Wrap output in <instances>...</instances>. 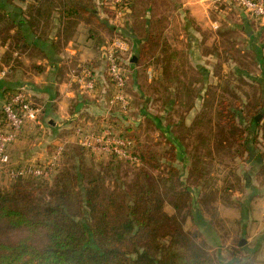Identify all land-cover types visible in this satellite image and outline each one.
I'll return each mask as SVG.
<instances>
[{"label":"rangeland","instance_id":"1","mask_svg":"<svg viewBox=\"0 0 264 264\" xmlns=\"http://www.w3.org/2000/svg\"><path fill=\"white\" fill-rule=\"evenodd\" d=\"M112 1L96 2L98 12L106 14L111 24L107 25L108 30H102L103 36L97 42L107 44L116 37H122L130 44V37L144 38L147 35L152 41L148 51L142 55L138 51L133 54L137 56L134 65L130 62L131 51L124 57V65L130 68L129 87L133 92L134 113L130 116L135 115L136 124L123 125L121 134L135 141L140 154L154 156L153 164H159L161 168L155 171L154 165L144 167L142 161L136 165L87 150L85 167L105 174L112 169L109 177L111 184L117 180L118 184H131L144 169L155 177L159 172L167 171V165L174 166L181 173V181L190 186L192 193L183 201V209L176 210L174 203L180 199L176 192H181L182 188L176 192H165L164 212L184 222L186 231L199 233L196 243L206 248L213 264H231L230 256L240 245L242 237L237 226L227 225L224 221L223 207L229 202L231 204L232 200L235 204L237 200V197L235 201L233 199L236 193L230 194L229 190L240 189L237 173L241 155L236 144L230 148L226 145L224 139L229 137V131L225 127V118L239 109H243L246 116L249 109L264 100V69L258 65L251 47L264 46V33L255 31L258 44L249 42L237 18L211 12L208 17H181L179 4L171 0H127L133 2L135 18L130 20V14L118 18L115 11L105 9V6L112 7ZM33 2L15 0V4L25 10ZM0 5L4 8L2 16L16 12V9L8 7L6 0H0ZM236 10L231 13L235 14ZM13 27L8 16L0 19V40H10L11 46L15 43L12 40L15 35ZM163 31L165 39H162ZM191 36L197 38L196 49L191 46ZM160 52L165 53L162 58L165 63L159 61ZM113 88L111 84V94ZM144 114L158 118L162 122V130H158ZM121 117V123L128 119ZM165 130H168L167 134ZM174 138L183 142L184 150L179 151ZM37 142L44 144L42 140ZM44 146L52 154L53 145ZM79 146L77 140L67 143L49 179H32L54 189L57 178L66 172L73 173V168L78 166L79 157L76 156ZM170 154H174L171 156L173 160L169 159ZM47 159L42 162H48ZM35 163L40 164V160ZM13 183L6 174L0 173V190L8 189ZM44 198L49 199V195ZM199 215L201 218L198 219ZM24 235L20 232L12 237L17 239ZM239 263H242L240 256L233 261V264Z\"/></svg>","mask_w":264,"mask_h":264},{"label":"trees","instance_id":"2","mask_svg":"<svg viewBox=\"0 0 264 264\" xmlns=\"http://www.w3.org/2000/svg\"><path fill=\"white\" fill-rule=\"evenodd\" d=\"M124 1L121 7L135 14L133 2ZM96 2L34 0L25 12L15 0H6L8 7L17 12L7 16L13 28L20 30L16 20L24 14L27 27L45 35L52 13L59 10L64 19L62 34L68 38L79 22L108 30L106 21L97 16ZM2 11L0 5V19H6ZM19 30L12 38L17 50L25 43ZM117 109L112 112L127 116ZM242 111L235 110L225 118L229 137L224 139L228 148L236 144L240 155L251 146L264 147V100L249 109L246 116ZM148 118L162 130L158 118ZM87 151L79 146L78 166L73 173L57 178L54 189L26 178L0 190V264H213L206 248L196 243L199 233L186 231L184 222L164 212L165 192L182 188L176 192L180 196L174 203L176 210L183 209V201L192 193L190 186L181 181L179 170L167 165V171L154 177L144 169L131 184H118V180L111 184L112 169L105 174L85 167ZM135 152L144 167L154 165V156L140 154L138 147ZM171 156L174 154L169 155L173 160ZM152 167L155 171L161 168L159 164ZM43 187H47L45 191ZM46 195L49 199L44 198ZM20 232L25 233L24 237H12ZM239 251L237 247L231 254V264L238 260Z\"/></svg>","mask_w":264,"mask_h":264},{"label":"crops","instance_id":"3","mask_svg":"<svg viewBox=\"0 0 264 264\" xmlns=\"http://www.w3.org/2000/svg\"><path fill=\"white\" fill-rule=\"evenodd\" d=\"M171 1L179 4L178 13L181 17L204 15L208 17L211 12L237 18L241 22V30L248 35L249 42L258 44L257 38L254 36L255 31L264 33V22L251 17L241 9L236 10L237 8L228 6L221 8V6L214 5L212 0ZM106 8L112 10L111 7L105 6ZM21 9L26 12L24 8L21 7ZM234 10L236 13H231ZM129 14L130 20H134L135 15L131 9ZM25 16L20 14L16 20L20 30L17 27L12 31L15 34L19 30L21 38L24 37L25 43L22 44L20 50L11 46L10 40H0V76L2 72L12 67L11 72L0 79V98L3 99L8 94L19 90H26L34 103L42 108V115L39 123L27 125L20 132L18 139L11 144L9 154L13 164H37L35 162L38 159L41 164L46 158L50 160L56 146H66L68 142L77 140L75 135L77 126L96 131L110 126L120 134L123 125L136 124L134 122L135 115L131 118L134 109L133 92L129 87L130 68H126L128 73L126 93L131 99V112L129 111L127 116L123 115L128 119L121 123L122 117L111 111L114 117L110 120L111 112L108 101L111 97L109 89L111 84H109L106 64L102 58V48L105 44L102 41L97 42L103 36L102 29L94 28L85 22H79L73 28L71 37L65 38L62 34L64 19H62L61 12L56 10L51 15L50 26L45 35H40L27 27ZM97 16L100 20L106 21L105 24L111 25L106 14L104 16V13L98 12ZM213 26L218 27L216 24ZM162 39H165L164 31ZM130 40V62L134 65L135 61L133 62L132 58L137 56L134 57L133 54L137 51L139 54V51L145 48L148 51L151 39L147 35L144 38L132 36ZM189 40L192 48L196 49L197 38L191 36ZM251 47L258 65L264 69V46L253 47L252 45ZM161 49L162 47H160ZM159 55V61L165 63V60L162 59L165 57L163 56L165 53L160 52ZM84 74L96 79L94 91H86L83 85L78 82L77 78ZM204 82H206L205 79ZM164 133L167 134L168 130H165ZM37 140L53 145L52 154L47 152L48 149L44 144H38ZM174 143L179 145V151L184 150L185 145L182 141L174 138ZM239 161L237 175L240 189L236 191L230 188V194L236 193L234 201L236 197L237 200L235 204L232 200L231 204L229 202L224 205L226 218L224 221L227 225L237 226L239 235L242 237L239 241L245 240L243 246H238L240 260L242 259L240 264L252 261L254 264H264V147L261 145L249 147V151L243 153L239 157ZM197 218L199 219L201 216L199 215ZM195 222L196 220L193 221V223Z\"/></svg>","mask_w":264,"mask_h":264},{"label":"built area","instance_id":"4","mask_svg":"<svg viewBox=\"0 0 264 264\" xmlns=\"http://www.w3.org/2000/svg\"><path fill=\"white\" fill-rule=\"evenodd\" d=\"M216 6L235 7L243 10L251 17L264 22V0H212ZM124 0H113L112 10L118 17L130 13V9L122 8ZM120 17V18H121ZM130 52V44L122 37H116L102 48V58L106 64V73L111 82L113 92L108 101L110 112L119 110L123 114L130 111V99L126 93L128 73L124 65V57ZM11 68L1 73L6 77ZM83 88L92 92L96 87V79L84 74L77 78ZM0 173L6 174L11 182L26 178L49 179L58 161L65 151V145L56 146L52 159L41 164L28 163L23 165L13 164L9 148L14 143L20 132L29 124L40 122L42 108L36 105L29 93L17 91L0 98ZM75 135L78 144L86 150L104 156H113L117 159L139 165L141 160L135 154V142L123 137L112 127L106 126L100 131L77 126Z\"/></svg>","mask_w":264,"mask_h":264},{"label":"water","instance_id":"5","mask_svg":"<svg viewBox=\"0 0 264 264\" xmlns=\"http://www.w3.org/2000/svg\"><path fill=\"white\" fill-rule=\"evenodd\" d=\"M21 1H24V0H21ZM134 61H136V58H134L133 59V62ZM0 79H1V76H0ZM261 118V115H259L258 117H257V120H259ZM245 244V240H242L241 242H240V246H243Z\"/></svg>","mask_w":264,"mask_h":264}]
</instances>
